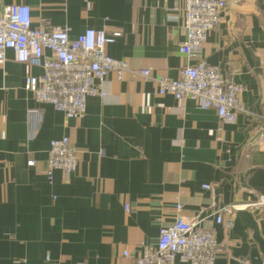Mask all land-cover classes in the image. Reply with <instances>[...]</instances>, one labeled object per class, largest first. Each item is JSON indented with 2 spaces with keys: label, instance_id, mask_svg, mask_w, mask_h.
Instances as JSON below:
<instances>
[{
  "label": "crops",
  "instance_id": "0c3cea01",
  "mask_svg": "<svg viewBox=\"0 0 264 264\" xmlns=\"http://www.w3.org/2000/svg\"><path fill=\"white\" fill-rule=\"evenodd\" d=\"M227 1L202 56L244 86L234 124L196 101L158 94L160 75L177 79L197 62L179 50L183 0H0V12L29 6L33 27L68 26L73 38L105 29L115 39L110 57L131 72L152 69L148 79L110 74L101 84L106 96L89 97L85 114L69 119L26 90V78L43 70L7 53L0 62V264H133L124 252L156 244L178 203L215 231V264H264V209L240 212L231 230L212 209L264 199V0ZM30 110L42 113L32 137ZM64 137L79 152L78 168L50 181V143Z\"/></svg>",
  "mask_w": 264,
  "mask_h": 264
},
{
  "label": "built area",
  "instance_id": "2783aa9c",
  "mask_svg": "<svg viewBox=\"0 0 264 264\" xmlns=\"http://www.w3.org/2000/svg\"><path fill=\"white\" fill-rule=\"evenodd\" d=\"M227 7V0H183L186 36L179 50L197 62L181 68L177 79L160 75L157 84L158 94L172 95L179 101H196L205 110H216L225 124H234L242 111L244 86L202 56L209 33L219 26L221 14ZM114 42L105 29H88L73 38L68 26L33 27L32 10L27 5L3 6L0 12V62H5L11 51L16 62L41 68L42 75L26 78V90L32 92L39 103L51 105L69 119L85 114L89 97L106 96L101 84L110 74L117 80H123L127 73L145 79L151 77L152 69L131 72L126 61L110 57L106 47ZM41 116L40 110L29 111L31 137L38 130ZM260 144L264 145V134ZM78 153L68 137L51 141L47 156L49 180H53L56 171L70 178L78 168ZM28 165L34 167L35 160H30ZM203 188L215 189L208 184ZM258 199L249 206L217 207L213 203L217 223L230 230L233 210L264 207V199ZM126 210L129 212V206ZM176 211L174 224L160 230L156 244L141 243L138 253L130 255L125 251L124 256L131 257L133 264H215L221 252L215 231L203 226L200 218L183 215V204L178 203Z\"/></svg>",
  "mask_w": 264,
  "mask_h": 264
},
{
  "label": "water",
  "instance_id": "95a60500",
  "mask_svg": "<svg viewBox=\"0 0 264 264\" xmlns=\"http://www.w3.org/2000/svg\"><path fill=\"white\" fill-rule=\"evenodd\" d=\"M264 207L260 206L258 208H253V209H250L248 207H238V208H235L233 210V214L231 216V219H232V227L234 226V222L236 220V217L237 215L240 213V212H244V211H248V210H251L254 214H256L257 212H260L261 210H263ZM232 229V228H231ZM230 229V230H231Z\"/></svg>",
  "mask_w": 264,
  "mask_h": 264
}]
</instances>
